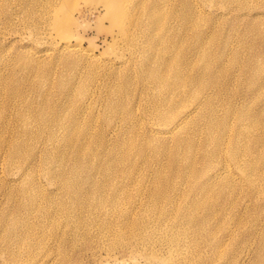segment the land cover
Returning a JSON list of instances; mask_svg holds the SVG:
<instances>
[{
	"label": "rangeland",
	"instance_id": "obj_1",
	"mask_svg": "<svg viewBox=\"0 0 264 264\" xmlns=\"http://www.w3.org/2000/svg\"><path fill=\"white\" fill-rule=\"evenodd\" d=\"M141 1L126 0L131 14L129 16L135 17L134 24L132 22L129 28L130 36L134 39L128 43L113 41L111 38L117 29L109 19L98 17L96 11L86 12L82 16L72 14L66 26V39L80 42L84 48L91 49L95 56L94 60L87 61L89 63L83 59L82 70L80 63L75 65L68 62L69 65H64L61 61L63 54L58 55L56 52L60 37L54 29V19L47 0H0V264H209L211 246L204 242L196 243L192 239L185 258L183 254L176 255V258L172 256L170 247L166 246L162 237L163 226H166L164 219L150 210L145 213L156 220L148 222L151 234L149 232L143 238L137 230V226L140 228L137 215L136 218L126 216L116 223L119 233L112 235L102 228L105 217L99 213L98 224L88 225L87 229L81 226L76 229L61 226V230L59 227L54 228L55 232L50 235L39 231L41 223L37 219L40 212L34 210L28 215V205L31 207L34 203L22 209L24 196L16 181L32 159L31 153L25 150L11 158L8 152L4 155L6 143L17 134L22 135L23 148L25 145L27 148L33 145L36 149V143H45L48 131L53 129L50 122L58 115L62 117L65 111L67 117L62 118L66 123L70 124L68 115L74 116L79 122V129L90 132L91 149H97L99 145L96 142L103 138L100 131L104 135V127L107 126L103 120L102 101L111 97L113 101L124 104L123 100L128 96L127 108L132 112L131 119L122 112L111 115V128L108 134L106 132L109 144H118L120 159L129 155L135 163L133 170L137 171H132L133 175H139L142 181L144 178V183L149 187L157 175L171 177L175 174L176 181L183 186L185 182L189 185L195 182V177L183 173L185 166L180 172L165 153L164 147L170 146L171 149L173 143H166L168 140L163 138L149 139V132L145 128L153 122L154 115L149 99L150 82L140 77L137 65L140 41L145 37L143 27L147 26L143 21L148 0L142 1L145 9L139 8ZM158 10L165 34L183 36L184 41L180 44L183 45V57L180 63L185 65L184 73H203L205 80L215 82L214 86H227L217 95L218 105L229 103L232 107H241L245 104H259L264 107V0H160ZM183 14L187 16L184 22L181 20ZM197 31L202 32L200 39L198 35L195 36ZM202 48L210 56V68L198 72L202 70ZM236 51L239 52L238 61L234 59ZM116 56H120L124 63L120 67H110L113 61L115 66L118 64L115 62ZM91 65H95V68ZM126 79L128 87L121 93L119 87ZM70 86L73 92H70ZM81 87L88 88L94 95L91 111L82 112L77 109L79 95L76 90ZM207 87L211 86L204 85L202 90ZM239 95L242 98L239 99ZM188 102L192 101L189 99ZM24 124L32 130L37 126L43 128L40 136L34 139L30 134H23ZM88 125H92L91 129L87 128ZM202 127L199 125V129H195L196 126L190 129L198 131L191 152L192 162L197 169L203 168L205 163L201 149H211L203 141ZM26 132H29L27 128ZM246 146L239 147L238 158L240 154H245L243 158L251 163L252 169H248L245 161L240 163L241 169H238L230 160L219 158L220 162H228L235 178L231 181H218L217 185L207 190L210 198L206 199H212L217 219L223 222V226L216 230V236L222 235L226 226L230 225L234 230L230 241H226L229 244L222 248L230 250V254L233 251L231 249L239 248V252L242 250L240 260L228 259L224 264H264V146ZM231 147L229 143V153ZM181 162L184 163V157ZM17 166L22 168L20 172ZM69 169L68 166L66 172ZM31 175V171L27 172L24 181L33 178ZM38 177V184L41 182L50 188L43 176ZM80 189L86 197L91 192L89 187L82 184ZM63 192L66 193L65 190ZM179 194L185 195V192ZM55 199L67 204L60 192ZM134 201L123 203L122 206L128 208L134 205ZM165 201H160L163 208L168 207ZM53 205L57 216L59 209L55 203ZM140 208L141 205L137 211ZM204 211L202 208L199 215ZM83 215L82 221L91 223L92 215L86 212ZM53 220L48 222V226L55 222L61 223ZM19 221H26L29 230L35 235L29 232L24 239L30 240L32 246L38 244L31 254L26 251L23 240L17 241L7 233V226ZM209 223L208 227H211L216 221L210 217ZM64 229L66 234L62 232ZM17 250L24 260L16 256Z\"/></svg>",
	"mask_w": 264,
	"mask_h": 264
},
{
	"label": "bare ground",
	"instance_id": "obj_2",
	"mask_svg": "<svg viewBox=\"0 0 264 264\" xmlns=\"http://www.w3.org/2000/svg\"><path fill=\"white\" fill-rule=\"evenodd\" d=\"M142 1L139 8L145 9L142 3L146 0ZM158 2L160 0H148V9L144 13L145 20L143 21L147 26L143 27L145 37L140 41V54L137 61L140 77L146 78L150 82L151 95L149 99L154 115L152 116L153 122L145 128L149 132V139H152L151 137L156 140L163 138L168 140L166 143L169 141L173 143L171 149H169L170 146L164 147L165 153L170 156L171 163L180 172L185 166L183 173L195 177L193 184L189 185L188 182H185L183 186L182 183L176 181L175 174L171 177L157 175L149 187L144 183V178L142 181L139 175H133L132 171H137L133 170L135 163L129 155L120 159L118 144L111 146L106 132L108 134L111 128V124H109L111 115L122 112L131 119L132 112L127 108L128 96L124 98V104L113 101L111 97L102 101L104 103L103 120L107 126L104 127V135L100 131L103 138H99L100 141L95 140L99 145L96 147L97 149H91L92 136L90 132L79 129V122L74 116L68 115L70 124L66 123L62 118L63 116L67 117L65 111L62 117L58 115L50 122L53 129L48 131L45 143L43 141L40 145L36 143V149L33 145L29 148L25 145L23 148L22 141L24 140L20 137L22 135L17 134L6 143L4 155L8 152L9 158H11L19 156L25 150L31 153L32 159L25 165L16 181L17 185L20 184V190L24 196L21 202L22 209L29 203H34L31 207L28 205V215L34 210L40 212L37 221L41 223L39 231L43 233L50 235L55 232L54 228L59 227L61 230V226L69 229L81 226L82 229H87L88 225L98 224L97 214L99 213L105 217L102 228L110 235L117 232L116 223L125 219L126 216L136 218L137 215V224H140V228L137 226V230L143 238V236H148L151 231L148 229V222L151 219L156 220L145 213L150 210L163 217L166 226H163L165 228L162 237L167 243L166 246L170 247V254L175 255V258L176 255L181 256L182 254L183 258L186 257L184 255L188 251V244L192 239L191 241L196 243L204 242L205 245L211 246L208 256L209 264H216L215 260L218 264H224L228 259L237 261L241 259L242 250L239 252V248H234L231 249L233 251L230 254V250L222 248L229 244L226 241L231 239L234 231L232 227L226 226L220 236L215 234L216 230L223 226V222L217 219V210L214 209L212 199H206L210 198L207 190L208 187L217 185L218 181H231L235 178L228 162L223 160L220 162L219 158L221 160L224 157L225 160H230L238 169H241L240 163L245 161L248 169H252L251 163L243 158L245 154H240L238 158V152L239 147H247L246 145L260 144L264 146V107L259 104L256 106L245 104L241 107H232L229 103L218 105L217 95L227 86H214L215 82L211 79L205 80L202 76L203 73L201 75L184 73L185 65L180 63L183 57V45H180L184 41L183 36H178V34L167 36L165 34L164 26H161L162 16L158 10ZM47 4L54 19V29L60 37L56 52L58 55L63 54L61 61L64 65L80 63V67L84 70L83 59L86 60V63L95 59L91 49L84 48L78 41L70 42L66 39V26L74 13L82 16L86 12L96 11L98 17L103 16L109 19L117 29L116 34L111 38L113 41L128 43L134 39L130 36L129 28L134 24L135 17L129 16L131 14L126 0H47ZM186 19V14H183L181 20ZM194 27L193 25L192 28ZM150 31L153 33L151 34ZM196 35L200 39L202 32L197 31ZM238 56L239 52L236 51L234 54L236 61H238ZM116 57L115 62L118 64L115 66L113 61L109 65L110 67H120L124 63L120 56ZM200 57H202L200 63L202 70L198 72L209 70L210 56L204 48L200 50ZM91 66L95 68V65ZM127 84L128 79L119 87L121 93L126 91ZM204 85L211 87L202 90ZM70 89V92H73L72 86ZM77 93L79 95L77 109L82 112L91 111L92 103L95 100L94 95L92 96L86 87L77 89ZM238 98H242V95H239ZM189 99L192 102H188ZM199 125L203 126V141L207 143V146H211V149L208 150L209 147L201 149L205 163L203 168L197 169L192 162L191 152L195 146V136L198 132L195 129H199ZM90 126L92 127V125ZM90 126L88 125L87 128L91 129ZM194 126L196 128L191 131L190 129ZM26 128L29 132H26ZM42 129L37 126L32 130L24 124L22 133L30 134L32 138L37 139ZM144 132L147 131L144 130ZM229 143L232 144L230 153L228 152ZM182 157H184V163L181 162ZM68 166L70 169L66 172ZM17 167L20 168L18 170L20 172L22 168ZM30 171L33 178L25 182L24 175ZM38 175L43 176L49 182L50 188H46L41 182L37 183ZM114 178L115 181H113ZM215 179L218 180L212 181ZM81 184L91 189L87 197L81 193ZM186 184L188 185L186 186ZM58 192L67 200V204L64 201L54 200ZM179 192H185V195H181ZM132 200H135L134 205L128 208L122 206L123 203L132 202ZM160 201L167 202L168 207L163 208V204L160 206ZM53 203L59 209L57 216H55ZM204 204L207 205L203 206ZM140 205L141 208L137 211ZM32 208L34 209L32 210ZM202 208L206 211L199 215ZM84 212L92 215L91 223L82 221ZM210 217L215 219L216 224L213 223L211 227H208ZM170 218H172L171 223ZM53 219L61 221V223L55 222L48 226V222H53ZM164 223L163 225H165ZM6 229L7 233L14 236L15 240H23L25 249L30 254L34 248L38 247L37 243L32 246L30 240H24L29 232L35 236L31 229L29 230L26 221L12 222ZM65 229L62 231L64 234H66ZM245 251L249 252L248 249ZM15 253L17 257L24 260L18 250ZM243 258L245 259V257ZM20 259L18 260L20 261Z\"/></svg>",
	"mask_w": 264,
	"mask_h": 264
}]
</instances>
